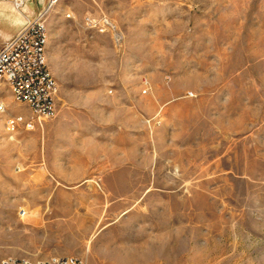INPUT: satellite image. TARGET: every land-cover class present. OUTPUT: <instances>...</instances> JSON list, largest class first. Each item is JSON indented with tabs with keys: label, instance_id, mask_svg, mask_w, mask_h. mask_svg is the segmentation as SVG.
<instances>
[{
	"label": "rangeland",
	"instance_id": "obj_1",
	"mask_svg": "<svg viewBox=\"0 0 264 264\" xmlns=\"http://www.w3.org/2000/svg\"><path fill=\"white\" fill-rule=\"evenodd\" d=\"M118 1L71 27L66 0H0V44L43 13L57 84L54 116L28 129L8 127L32 114L0 84V260L264 264V0ZM79 51L91 61L68 63ZM102 86L147 105L150 146L122 167L135 171L58 176L57 95Z\"/></svg>",
	"mask_w": 264,
	"mask_h": 264
},
{
	"label": "crops",
	"instance_id": "obj_2",
	"mask_svg": "<svg viewBox=\"0 0 264 264\" xmlns=\"http://www.w3.org/2000/svg\"><path fill=\"white\" fill-rule=\"evenodd\" d=\"M66 8L71 10L70 15L61 17L71 27L83 26L82 17L85 14L98 13L99 10L108 11V9L113 16L120 13L118 0H66ZM120 23L121 21L118 20V24ZM124 41L128 42L126 39ZM109 56L123 59L125 56L128 57L129 53L114 55L110 53ZM66 59H71L68 60V63L74 64L91 61L81 55L80 51ZM77 74L82 77L83 73ZM132 88L124 86L121 91L132 92L134 90L137 92L136 87ZM111 93L105 86L93 90H60L57 95V106L60 107L58 117L54 121L45 122L48 135L61 136L59 139H51L54 147L53 153L56 154L52 166L58 176L72 177L90 175L91 173L105 175V173L118 174L122 171H132L133 169H123L122 167L135 165L130 157L144 146L149 148L151 142L148 131L145 128L142 114L138 110L141 107L147 109V105L142 104L143 101L140 97H134V105L128 106L123 102L121 96ZM68 106H76V119L70 120L66 117L67 114L72 113L66 110ZM133 107L134 109H132ZM60 141L61 143H59ZM139 163L143 164L145 161H139ZM138 168L140 171L146 170L144 166ZM54 250L56 249L43 250V253L45 256L54 254ZM37 253L40 252L37 251ZM39 256L44 255L40 254Z\"/></svg>",
	"mask_w": 264,
	"mask_h": 264
},
{
	"label": "built area",
	"instance_id": "obj_3",
	"mask_svg": "<svg viewBox=\"0 0 264 264\" xmlns=\"http://www.w3.org/2000/svg\"><path fill=\"white\" fill-rule=\"evenodd\" d=\"M43 13L29 20L13 37L0 44V84L8 85L15 100L30 108L32 117L13 116L7 125L13 129L18 123L28 128L34 121L42 122L54 116L57 84L47 65V26ZM87 20V22H89ZM91 22L89 24H93ZM4 104H0V110ZM0 264H85L73 256L30 259L27 257H4Z\"/></svg>",
	"mask_w": 264,
	"mask_h": 264
},
{
	"label": "bare ground",
	"instance_id": "obj_4",
	"mask_svg": "<svg viewBox=\"0 0 264 264\" xmlns=\"http://www.w3.org/2000/svg\"><path fill=\"white\" fill-rule=\"evenodd\" d=\"M19 4H20L19 2H16V6H18ZM16 6H15V7H16ZM22 214H23V213H22ZM70 228H73V227H70ZM65 229H66V228H65ZM60 231H63V230L60 229ZM69 231H70V230H69ZM70 232H71V231H70ZM56 233H57V232H56ZM60 235H61V234H60ZM60 235H59V236H60Z\"/></svg>",
	"mask_w": 264,
	"mask_h": 264
},
{
	"label": "water",
	"instance_id": "obj_5",
	"mask_svg": "<svg viewBox=\"0 0 264 264\" xmlns=\"http://www.w3.org/2000/svg\"><path fill=\"white\" fill-rule=\"evenodd\" d=\"M38 1L42 3L43 0H38Z\"/></svg>",
	"mask_w": 264,
	"mask_h": 264
}]
</instances>
